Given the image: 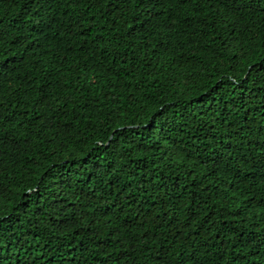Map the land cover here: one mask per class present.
Here are the masks:
<instances>
[{
    "label": "trees",
    "instance_id": "obj_1",
    "mask_svg": "<svg viewBox=\"0 0 264 264\" xmlns=\"http://www.w3.org/2000/svg\"><path fill=\"white\" fill-rule=\"evenodd\" d=\"M0 264H264V0H0Z\"/></svg>",
    "mask_w": 264,
    "mask_h": 264
}]
</instances>
